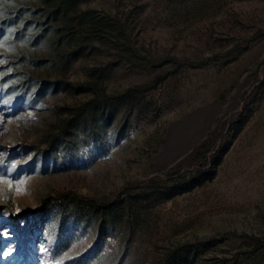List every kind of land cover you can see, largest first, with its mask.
Segmentation results:
<instances>
[{"label":"rangeland","instance_id":"rangeland-1","mask_svg":"<svg viewBox=\"0 0 264 264\" xmlns=\"http://www.w3.org/2000/svg\"><path fill=\"white\" fill-rule=\"evenodd\" d=\"M67 7L71 63L0 42L4 87L61 85L0 100V264H264V0ZM218 149L214 178L169 197Z\"/></svg>","mask_w":264,"mask_h":264},{"label":"trees","instance_id":"trees-1","mask_svg":"<svg viewBox=\"0 0 264 264\" xmlns=\"http://www.w3.org/2000/svg\"><path fill=\"white\" fill-rule=\"evenodd\" d=\"M69 3L70 0H0V42L28 43L34 47L47 46L62 57L64 64L71 63L83 50V46L76 43L71 47L75 33L72 23L73 16H71L67 7ZM92 14L93 12L90 10L84 11L81 14V21L87 20L93 23L96 20H94ZM92 27L95 32L101 31L98 23L97 25L93 23ZM58 62L60 63L61 60L58 61L50 57L31 60V63L36 67L46 66L48 63L56 65ZM60 89L59 82L49 80H40L34 85H31L29 80L11 84L7 87L0 84V100L6 99L7 103L21 108H33L37 102ZM223 151L218 149L213 155L207 156L204 165H198L188 175L181 177L179 182L173 183L169 197L189 191L214 178ZM43 165H46L45 159ZM44 168L46 169V167ZM56 201L57 203H68L71 202V198L61 196L56 198ZM52 205L54 204L48 205V201H44L46 211Z\"/></svg>","mask_w":264,"mask_h":264}]
</instances>
